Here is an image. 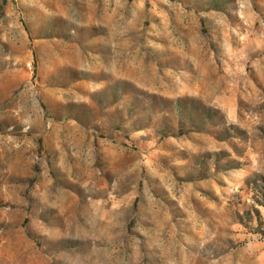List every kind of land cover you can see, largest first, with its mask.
<instances>
[{
	"label": "rangeland",
	"instance_id": "374dc122",
	"mask_svg": "<svg viewBox=\"0 0 264 264\" xmlns=\"http://www.w3.org/2000/svg\"><path fill=\"white\" fill-rule=\"evenodd\" d=\"M0 264H264V0H0Z\"/></svg>",
	"mask_w": 264,
	"mask_h": 264
}]
</instances>
